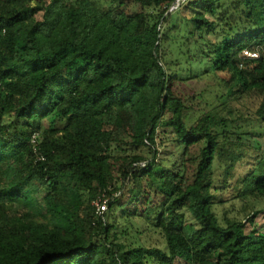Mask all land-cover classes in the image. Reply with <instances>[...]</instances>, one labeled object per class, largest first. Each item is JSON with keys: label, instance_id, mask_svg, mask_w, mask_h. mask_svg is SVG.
Segmentation results:
<instances>
[{"label": "trees", "instance_id": "1", "mask_svg": "<svg viewBox=\"0 0 264 264\" xmlns=\"http://www.w3.org/2000/svg\"><path fill=\"white\" fill-rule=\"evenodd\" d=\"M132 2L142 10L118 14L124 0L106 8L94 0H0V264H264V231L254 223L261 211L225 223L214 212L231 188L244 202L264 198L263 57H239L264 47V0L177 7H191L188 44L214 38L211 67L227 76L213 94L243 109L255 122L250 131L239 129L243 116L211 110L188 122L201 99L186 105L161 63L169 37L157 26L171 21L174 0ZM159 127L180 152L175 171L158 160ZM247 148L261 155L233 181ZM114 170L122 178L117 196ZM102 194L107 209L96 218L92 201ZM157 194L166 201L151 225L163 248L137 230L149 223Z\"/></svg>", "mask_w": 264, "mask_h": 264}, {"label": "rangeland", "instance_id": "2", "mask_svg": "<svg viewBox=\"0 0 264 264\" xmlns=\"http://www.w3.org/2000/svg\"><path fill=\"white\" fill-rule=\"evenodd\" d=\"M94 1H96V3H98L101 8H106L110 5V0ZM141 10L142 7L138 3H133L132 0H124V5H122L116 12L118 14H132ZM153 11L155 12L156 8L149 7V9H147V12ZM168 13L172 14L171 21L168 24L160 22L157 26L161 34H166V36L169 37L168 41L161 42V48L163 51V61H161V63L163 65L164 62L167 73H170L172 76L176 77L177 81L175 91L178 96L186 99V105L191 107L190 99L193 95L195 98L197 97L198 99H201L202 102L201 106L192 108L194 111L190 113L188 122L193 119V115L204 109V111H214L213 113L219 117L230 116L234 117L235 120L237 118V114L238 116H243L241 117L242 121L239 120L240 116L237 118V120L240 121L239 129L243 131L254 130L255 127L253 126L255 122L253 123L249 120H244L247 116V113L243 109H240V112H236L238 108L233 102L232 104L226 103L224 105L223 98H216L213 94V88L220 87L222 85V82L220 83V79L223 76H227L226 73L220 74L214 71L213 67H211L213 63L212 46L214 38L211 37L210 41L207 39L196 38L193 41L191 40L190 44H188L186 41V36H188V33L192 31V26L190 25V22L186 21L185 18L190 15L191 7L185 5L184 7H176L172 10L168 9L167 14ZM150 20L151 19L148 18V21ZM188 49L189 52H187ZM202 74L203 77L199 79ZM222 91H224V89H222ZM205 102L208 106L205 104ZM233 106L235 110L232 108ZM48 124L49 121H44L41 128H48ZM55 125L58 127L60 126V124L57 122ZM170 134L171 133L168 128L159 127L157 129L156 141L158 160L161 161V167L175 171L180 165L181 157L180 152L175 148L176 145L174 138ZM135 152H139V150H136ZM260 155V150L247 148L246 152L243 154V157L240 160H237L234 165V177L232 180L236 181L239 177L244 176L248 172L249 168L254 167L255 163L257 162L256 159L259 158ZM216 168L217 167L215 165L213 169V173H215V175L213 178H216V175H218L220 171ZM121 180L122 178L119 172L114 170L111 184L112 186L117 185L118 188L115 193H113V196L120 194V190L122 188L120 186ZM235 191L233 188H231L229 191L223 193V198H226L225 203L214 207V212L216 213L218 220L221 223H225L226 220L230 219L242 220L251 216V213L253 212L252 210L254 208L261 211L254 218V223L257 228H259V230L264 231V198L258 200V203L255 205L254 203L250 202V200L244 202L236 197L232 198V196L235 194ZM39 195L41 194L39 193ZM165 201L166 198L160 194H157L156 197H153L147 208L148 212L146 217L149 223L145 222L143 219L137 224V230L139 231L140 238H142L147 245L155 246L157 248H163L164 243L161 234L158 233L159 230H156L154 227H152L151 223L152 221L155 222L157 214ZM137 205L140 209L143 208L140 202ZM18 206L20 205H16V207ZM187 219L189 222H192L191 216L189 214H187ZM119 241L125 242L122 237L115 239V242ZM174 264L185 263L176 260Z\"/></svg>", "mask_w": 264, "mask_h": 264}, {"label": "built area", "instance_id": "3", "mask_svg": "<svg viewBox=\"0 0 264 264\" xmlns=\"http://www.w3.org/2000/svg\"><path fill=\"white\" fill-rule=\"evenodd\" d=\"M181 1H184V0H174L172 5L169 7V10H172V9H175L176 7H178V5ZM239 57L241 59H244V60L245 59L258 60L261 57H263V64H264V47L256 46V47L251 48V49L250 48H244L240 51ZM238 66L243 67L242 62H239ZM38 135H39L38 132H34L31 135L30 142L32 144H34V145L36 144L37 139H38ZM39 158L43 159L42 156H39ZM144 165H145V162L140 163V166L143 167ZM107 201H108V197L104 196L103 194L92 201V205H94V207H95V217L96 218H102L103 217V213L107 209Z\"/></svg>", "mask_w": 264, "mask_h": 264}]
</instances>
